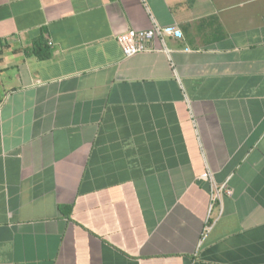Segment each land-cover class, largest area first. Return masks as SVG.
<instances>
[{
    "label": "crops",
    "instance_id": "0c3cea01",
    "mask_svg": "<svg viewBox=\"0 0 264 264\" xmlns=\"http://www.w3.org/2000/svg\"><path fill=\"white\" fill-rule=\"evenodd\" d=\"M0 264H264V0H0Z\"/></svg>",
    "mask_w": 264,
    "mask_h": 264
},
{
    "label": "built area",
    "instance_id": "2783aa9c",
    "mask_svg": "<svg viewBox=\"0 0 264 264\" xmlns=\"http://www.w3.org/2000/svg\"><path fill=\"white\" fill-rule=\"evenodd\" d=\"M161 28L157 25L153 26L150 30L134 31L129 30L117 37V43L121 48L125 57H133L138 54L153 51L152 43L155 37L161 36ZM208 176L204 175L203 179L207 180ZM214 189L211 194V200L214 202L219 198L220 193L225 191L227 195H231V191L224 188Z\"/></svg>",
    "mask_w": 264,
    "mask_h": 264
}]
</instances>
